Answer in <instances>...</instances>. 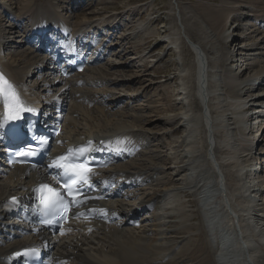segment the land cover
Masks as SVG:
<instances>
[{
	"label": "rangeland",
	"instance_id": "obj_1",
	"mask_svg": "<svg viewBox=\"0 0 264 264\" xmlns=\"http://www.w3.org/2000/svg\"><path fill=\"white\" fill-rule=\"evenodd\" d=\"M29 1L12 0L18 3L12 19L21 18L20 31L14 30L11 23L5 26L7 14L4 16L0 14V35L4 30L12 33V42L7 45L4 41L2 46L3 55L7 58L6 63L17 66L18 69L29 66L26 72L30 68L28 65L30 61L39 57V54L29 55L33 53L32 50L24 44L23 38H19L21 36L19 33L26 32L31 21L29 11L33 12V9H30ZM47 2L48 6L57 12L58 19L68 21L74 28L90 27L92 33H95L96 42L104 49L105 57L100 65L90 67L82 75L80 81L83 85L76 84L75 89L78 88L80 93L76 95L73 91L75 101L82 104V99L93 98L102 102L101 96L106 95L108 108L111 109L110 116L114 114L115 117H111L114 120L128 119L140 111L152 117L153 121L148 128L153 131L155 144L160 147L156 164L165 174L162 178L156 179L153 187L147 189L145 197L142 192L137 193L138 199L142 197L146 201L150 200L151 207L146 214L150 222L145 224L143 222L134 233L143 234L144 225L148 224L149 242L151 250L157 257V264H195L189 262L186 256L203 244L210 255L207 264H217L215 255L218 251L209 246L206 225L202 217V213L206 214L207 209L202 206V196L190 190L191 171L185 167L188 163L186 154L188 156L189 154L185 151L188 146L184 145L189 142L186 138L190 134L186 124L189 117L185 112L190 107L195 112L196 105H201L196 88V58L188 44V38L195 42L202 38L197 28L187 23L186 10L198 12L209 5L212 9H226L227 13H231L224 26V39L215 38L218 35H214V31L212 34L218 40L216 41L221 58L216 70L218 69L219 75L222 74L220 77L229 72L235 80L233 84L227 81L226 77L222 79L218 77V80H222V96L227 100L225 107L229 110L227 115L230 127L234 129L233 134L244 136L243 143L239 145L240 142L236 141L233 146L239 145L241 151L237 158L245 162L248 150L245 151L244 147L251 136L262 142L259 151L263 152L264 157V0H47ZM11 5L9 0H0V10ZM27 7H30V10ZM244 12L251 15L247 20L246 34L241 32L242 28L234 18L238 13L244 15ZM180 15L182 20L179 19ZM183 19L184 24H181ZM203 21L208 23L206 18H203ZM184 28L186 34L181 31ZM244 35L245 37L241 39ZM232 38L239 44L236 55L232 52L235 46L231 47L230 51L227 47ZM221 55L227 56L223 58ZM209 57L211 65L216 63L218 56L213 51ZM259 75H262V80L254 91V79ZM31 78L27 76L24 86L38 97L40 86L37 79ZM237 86L238 90L235 89ZM237 96L241 98L237 99ZM236 100L240 102V107L232 106ZM72 104L74 105L73 101ZM89 107L94 111V115L102 116L98 108L93 109L92 105ZM75 108L77 110L82 107L74 106ZM235 109L245 117L241 123L242 132L240 125L235 124L237 122L234 120ZM84 113L79 112L77 122L79 128L87 130ZM202 137V133L196 137L197 143L201 146L204 145ZM218 156L221 158V155ZM221 164L223 165L222 161L219 165ZM233 164L232 161L231 165ZM244 170L240 173L235 169L233 173H239L245 178L241 186L246 191L251 187L249 188L251 195L246 192V196L257 205L258 212L255 215L257 217L264 214V178H258L259 181L252 184L253 177L247 175V169L245 172ZM258 172L260 176L264 175V162ZM4 180L7 181L6 178ZM253 185H256L254 187L258 188L257 191L252 192ZM132 202L134 201L130 204ZM131 205H136V202ZM261 217L264 222V215ZM8 221L9 219L5 218L4 222ZM220 223L215 229L217 233L225 235L221 238L223 242L227 236L225 233L230 231L229 222L223 219ZM92 239L97 245L99 239L94 240V237Z\"/></svg>",
	"mask_w": 264,
	"mask_h": 264
},
{
	"label": "bare ground",
	"instance_id": "obj_2",
	"mask_svg": "<svg viewBox=\"0 0 264 264\" xmlns=\"http://www.w3.org/2000/svg\"><path fill=\"white\" fill-rule=\"evenodd\" d=\"M9 1H11L12 6L16 9L18 3L12 2V0ZM29 4L31 7L29 8L34 11L37 8H51L48 6L49 3L47 0H30ZM208 6L203 7L198 12L186 10L187 23L196 27L197 31L202 35V38H198L199 42H195L192 38L189 39L187 37L188 44L196 58V88L197 96L201 104L200 106L196 105L197 111L194 112L190 107L185 112V115L189 117L186 124L190 132L186 138L189 142L186 141L188 143L184 145L188 146L185 151L189 154V156L186 154V158L188 157V161H186L188 163L185 166L191 171L189 186H192L190 189L192 192H198L197 194L202 196V202H204L203 207L207 209L204 218L207 217L206 221L211 230H216L215 227L218 228L221 224L220 222L214 224L216 220L224 219L229 222L230 231L225 241H223V244L226 245L229 240L234 239L236 241V248H234L236 252L233 253V256L228 254V250L224 252L220 249L221 251L217 255L224 260L225 264H264V222L261 219V216L264 214L255 217L257 215L256 212H258L257 205L252 199L246 196V192L250 194L249 188L251 187L247 188L246 191L241 186L245 178L239 175V173H233L235 169L240 173L244 169H247L248 172V168H250L251 172H254L258 164H260V167L262 166L264 159L261 158L260 161L257 160L256 164H254L249 160L250 156L248 155L245 162H241L237 158L238 153L241 151L238 146L243 143L244 136L242 134L239 136L233 134L234 129H231V124L228 121L227 111L229 110H226L225 107L227 100L222 96L223 85L221 84L223 77H226V80L233 82V84H235V80L229 72H225L224 76L220 77L222 74L219 75V72H217L218 69L216 70L217 65L220 63L219 59L221 60V58L219 57L218 40L215 38L219 37L222 40L224 39V26L231 13H227L226 9H212ZM45 12L47 16L51 15L49 11ZM29 14L30 16L35 15L31 10ZM203 18L208 19V23H205ZM179 19L182 20L181 15ZM179 19L177 20L178 23ZM182 23L184 24V19ZM185 30L186 28L181 31H184L186 34ZM213 31L216 33L214 35H218L215 38L212 34ZM211 51L218 56L217 60H215L216 63L212 65L209 62V54ZM225 56L227 55L222 57L225 58ZM5 57L3 56L2 45L0 44V75L10 85L12 83L16 84L17 88L11 87L19 98L32 97L29 91L21 87V82H23L26 75L32 76L33 74L32 79H34L37 78V74H41L39 71L35 74L33 72L34 70L31 69V67L37 64L36 60L33 59L30 61V64H28L30 68L26 72V68L28 69L29 66L25 69H18L14 65L7 64ZM212 62L214 61L212 60ZM34 74L36 75L35 77ZM259 76L257 77L260 80L262 75ZM218 77L221 79L218 80ZM64 84L66 85L65 91L72 86L71 82H65ZM45 86L47 89L51 88L47 83H45ZM235 89L238 90V86ZM230 91L234 92L233 90ZM79 93L80 90L78 88L75 89V94L78 95ZM66 95L68 99L71 93L66 92ZM236 98L239 99L241 97L237 96ZM64 100L66 101V98ZM101 100L108 101L107 96H101ZM84 101L93 104V109L98 108L102 116L94 115V111L90 109L91 107L85 106L83 103H75V106L82 107L84 110L82 108H77V110L73 108L74 112L72 111L69 121H65L64 132L57 140L56 148L66 147L71 142L78 144L94 137L109 141L111 145L109 154L113 157V168L111 171L100 172L99 183H115V187L108 201H100L93 208L100 214L106 213L105 215L110 220H113V223L110 227L102 223L93 224V226H98V228L95 235H92L90 238L84 233V231H87V228H84V226L92 224V222H86L83 225L77 223V229L81 232V238H68V241L61 240L59 243L54 244L50 255L54 256L55 264H157V257L153 253L154 251L151 250V244L149 242L150 230L148 228L150 227L148 224H146L147 226L144 225V229H147L144 230L143 227L141 228V230L143 229V234L140 235L135 234L136 228H132L129 225V218L132 220L142 218L144 223L150 221L145 216L151 207L150 200L147 199L146 201L142 197L138 199L137 193L142 192L145 197L148 193H146L147 189L153 187L156 179L162 178L165 174L162 168L160 169L156 164L160 155V147L155 144L156 140H154L155 136L153 131L148 128L153 121L152 117L146 116L145 112L140 111L137 115L131 116L128 119L114 120L111 118L115 117L114 114L110 116L109 111L111 109L105 104L99 103L93 98L85 99ZM232 106L235 108L240 107V102L236 100ZM1 107H3V100H0ZM80 111L85 112L83 117L87 123V130L78 127V117L76 114H79ZM235 115L236 119L234 120H237L235 124L240 125L242 132L241 123L245 117L238 112V109H235ZM247 115L246 118H248ZM200 132L203 135V146L199 145L196 141V137L201 134ZM141 141H144V143ZM236 141L240 142L239 145L233 146V143ZM252 142H255L254 136H251L246 142L244 147L245 151L248 148H254V143ZM122 154H124L123 157L121 156ZM248 154L250 155V153ZM218 155H221V158ZM215 156H218V161ZM224 160L229 161L225 162ZM221 161L225 167L222 164L219 165ZM232 161L234 163L233 165H231ZM251 172L247 174L250 177H252ZM39 176V173L29 174L23 168L12 170L7 181H3L0 176V209L6 205L8 199L12 196L28 195L26 193L28 189H31L40 182ZM258 178H264V175L260 176L257 170L256 176L252 178L251 183L254 184L256 181H259ZM120 182H127V184L120 185L121 190H117L118 183ZM201 184L202 187L199 188ZM256 185H253L252 192L258 190L257 187H254ZM130 200L136 202V205H131ZM7 215L3 211L0 212L1 225ZM4 235L3 232L2 237H0V264H5L4 257L16 251L22 244L14 242L4 246L7 239ZM223 235L220 237L222 238ZM93 237L94 240L99 239L97 240L99 241L97 245L92 242ZM218 237L219 233L216 232L213 235L212 241H208L219 244V241L221 242L222 240ZM35 241L38 244H43V242L37 241L36 239ZM202 246H198V249L189 255L186 253L187 256H183L188 257L189 262L207 264L210 261V255H208V250L204 247V244Z\"/></svg>",
	"mask_w": 264,
	"mask_h": 264
},
{
	"label": "snow or ice",
	"instance_id": "obj_3",
	"mask_svg": "<svg viewBox=\"0 0 264 264\" xmlns=\"http://www.w3.org/2000/svg\"><path fill=\"white\" fill-rule=\"evenodd\" d=\"M0 96H3V105L6 112L10 113L9 119H16L20 111H33L32 109L23 107L19 96L2 75H0ZM43 143H47V141L44 140ZM92 151H94V149L92 148L91 142H89L87 145L79 148L69 149L68 153L53 161V166L58 169H63L65 176L68 177L60 186L66 189V195L72 196V202L78 203L77 197L82 195L79 187L73 190L72 186L88 184V173L91 171L90 168L85 167L80 158L84 157L85 153H91ZM17 155L30 157L35 155V152L32 150V146H28L18 152ZM37 191L43 193V195L40 196V201L46 213L55 212L61 208L67 211L65 195H62L58 189L47 184H42ZM46 222L51 223V221ZM32 251L35 250L33 249ZM17 255H20V253H17Z\"/></svg>",
	"mask_w": 264,
	"mask_h": 264
}]
</instances>
